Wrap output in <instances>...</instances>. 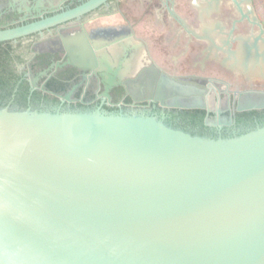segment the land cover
Returning a JSON list of instances; mask_svg holds the SVG:
<instances>
[{"label":"water","instance_id":"water-1","mask_svg":"<svg viewBox=\"0 0 264 264\" xmlns=\"http://www.w3.org/2000/svg\"><path fill=\"white\" fill-rule=\"evenodd\" d=\"M0 264H264V126L212 139L144 115L0 108Z\"/></svg>","mask_w":264,"mask_h":264},{"label":"flooded vegetation","instance_id":"flooded-vegetation-1","mask_svg":"<svg viewBox=\"0 0 264 264\" xmlns=\"http://www.w3.org/2000/svg\"><path fill=\"white\" fill-rule=\"evenodd\" d=\"M90 1L0 0V30ZM263 99L264 0H109L0 43V108L144 115L217 139L263 127L247 109Z\"/></svg>","mask_w":264,"mask_h":264},{"label":"trees","instance_id":"trees-1","mask_svg":"<svg viewBox=\"0 0 264 264\" xmlns=\"http://www.w3.org/2000/svg\"><path fill=\"white\" fill-rule=\"evenodd\" d=\"M215 139V138H214Z\"/></svg>","mask_w":264,"mask_h":264}]
</instances>
